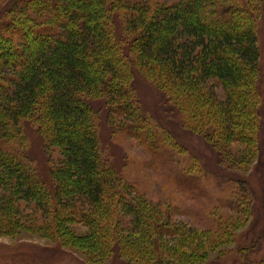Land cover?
<instances>
[{"label": "trees", "instance_id": "trees-1", "mask_svg": "<svg viewBox=\"0 0 264 264\" xmlns=\"http://www.w3.org/2000/svg\"><path fill=\"white\" fill-rule=\"evenodd\" d=\"M118 18L124 40L116 36ZM259 59L246 0H0V220L19 227L25 202L58 228L77 220L92 228L102 216L123 239L118 213L167 230L168 217L158 224L166 216L160 210L145 205L140 213L134 206L143 200L127 199L128 185L101 152L91 101L104 99L112 128L155 149L158 138L131 81L142 74L184 106L195 127L217 124L220 140L261 153ZM27 122L46 149L59 150L46 180L26 150Z\"/></svg>", "mask_w": 264, "mask_h": 264}, {"label": "rangeland", "instance_id": "rangeland-1", "mask_svg": "<svg viewBox=\"0 0 264 264\" xmlns=\"http://www.w3.org/2000/svg\"><path fill=\"white\" fill-rule=\"evenodd\" d=\"M246 1L255 16L257 107L264 114V0ZM119 20L115 32L124 40ZM131 81L158 138L157 147L112 128L108 106L99 98L91 104L101 152L128 185L127 199L143 200L134 208L140 213L145 205L157 208L166 215L158 224L168 217L167 230L159 234L152 219L118 213L123 239L116 232L114 237L111 223L102 216L97 218L103 224L92 228L78 220L58 228L33 203L21 202L19 227L0 220V264H264V137L261 153L236 140H220L217 124L195 127L185 107L175 106L142 74L134 73ZM216 92L223 97L222 87ZM24 127L29 159L46 180L51 163L60 162L59 150L46 149L29 122ZM201 128L212 131L209 137ZM3 192L0 185V196Z\"/></svg>", "mask_w": 264, "mask_h": 264}]
</instances>
